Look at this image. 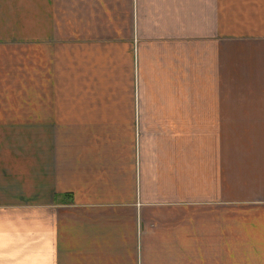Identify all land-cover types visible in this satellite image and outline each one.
Wrapping results in <instances>:
<instances>
[{"label": "crops", "instance_id": "crops-1", "mask_svg": "<svg viewBox=\"0 0 264 264\" xmlns=\"http://www.w3.org/2000/svg\"><path fill=\"white\" fill-rule=\"evenodd\" d=\"M0 264H264V0H0Z\"/></svg>", "mask_w": 264, "mask_h": 264}]
</instances>
